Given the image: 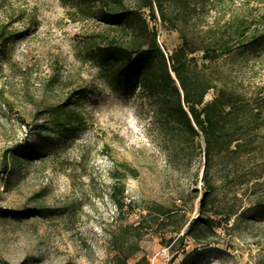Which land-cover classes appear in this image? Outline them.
Instances as JSON below:
<instances>
[{
  "label": "rangeland",
  "instance_id": "rangeland-1",
  "mask_svg": "<svg viewBox=\"0 0 264 264\" xmlns=\"http://www.w3.org/2000/svg\"><path fill=\"white\" fill-rule=\"evenodd\" d=\"M234 1L260 4L264 12V0ZM230 5L226 0L223 7ZM70 10L63 0H0V25L17 34L0 55V264H112V236L133 241L134 232L119 226L140 223L147 233L127 264L142 258L181 264L187 254V264H264L262 127L256 150L227 170L212 162L207 176L202 137L193 154L172 156L152 100L142 90L113 91L81 55L91 29ZM213 19L214 13L207 17ZM156 28L167 54L181 46L177 31L160 22ZM203 54L190 55L191 66L212 64ZM212 67L222 81L206 101L227 82L235 93L262 102L264 45ZM58 103L81 112L86 128L68 139L35 130L47 120L42 110ZM207 177L215 189L202 208ZM116 181L126 187L123 213L111 198ZM149 202L163 204L166 215L144 210ZM202 215L221 224L216 243L206 247L190 236L176 243Z\"/></svg>",
  "mask_w": 264,
  "mask_h": 264
},
{
  "label": "trees",
  "instance_id": "trees-1",
  "mask_svg": "<svg viewBox=\"0 0 264 264\" xmlns=\"http://www.w3.org/2000/svg\"><path fill=\"white\" fill-rule=\"evenodd\" d=\"M229 1L231 5L225 8L226 0H63L71 6L70 15L89 23L91 29L82 42L81 55L99 69L100 78L113 91L131 94L142 90L152 100L163 116L172 156L193 154L198 147L195 139L202 137L207 176L212 162L227 170L232 162L254 152L260 127L264 137V94L262 102L256 104L224 82L213 100L206 101L207 94L222 81L221 71L213 68V63L234 52L243 54L264 45L260 4L251 7L250 3ZM213 13V21H207ZM157 22L177 31L182 39L181 46L170 55L159 43ZM16 36L7 25H0V55L10 49ZM196 52H203V58L212 64L191 66L190 55ZM41 115L47 120L35 123L34 129L63 139L77 135L87 125L85 116L66 104L49 105ZM123 168L138 173L128 164ZM206 184L210 191L200 199L202 208L215 189L208 177ZM125 196V184L114 182L111 198L119 213L128 206ZM143 209L156 211L158 217L166 215L165 206L157 202H149ZM144 225L119 226L120 231H133L134 239L122 237L120 242L115 234L112 236V264H127L139 250V242L147 233ZM219 227L221 224L211 216L195 217L175 242L190 236L199 244L211 246L216 243ZM190 256L187 254L181 264H187ZM136 264L149 262L142 258Z\"/></svg>",
  "mask_w": 264,
  "mask_h": 264
}]
</instances>
